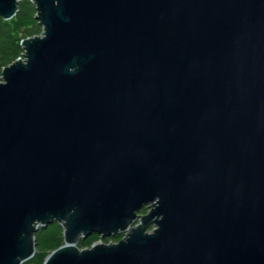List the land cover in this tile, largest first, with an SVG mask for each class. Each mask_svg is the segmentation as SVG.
<instances>
[{
    "label": "water",
    "instance_id": "obj_1",
    "mask_svg": "<svg viewBox=\"0 0 264 264\" xmlns=\"http://www.w3.org/2000/svg\"><path fill=\"white\" fill-rule=\"evenodd\" d=\"M30 2L41 34L0 76V264L54 223L43 264H264V0Z\"/></svg>",
    "mask_w": 264,
    "mask_h": 264
},
{
    "label": "trees",
    "instance_id": "obj_2",
    "mask_svg": "<svg viewBox=\"0 0 264 264\" xmlns=\"http://www.w3.org/2000/svg\"><path fill=\"white\" fill-rule=\"evenodd\" d=\"M35 14V7L30 0H21L12 19L0 18V76L5 66L22 57L21 41L41 34V27L34 19ZM146 212V207L141 210L142 215ZM62 232V228L56 223L39 227L34 234L35 254L23 264H43L46 256L63 244ZM122 236L123 234L107 238L105 243L112 240L117 242ZM99 239L97 235H91L87 239L79 240L77 246L80 249L88 248Z\"/></svg>",
    "mask_w": 264,
    "mask_h": 264
},
{
    "label": "rangeland",
    "instance_id": "obj_3",
    "mask_svg": "<svg viewBox=\"0 0 264 264\" xmlns=\"http://www.w3.org/2000/svg\"><path fill=\"white\" fill-rule=\"evenodd\" d=\"M22 58V57H21ZM139 214H142L141 212L139 213ZM152 228V226L151 227H149V229L148 230H150ZM107 239V238H106ZM97 242H104L105 243V239H102V238H100ZM96 242V243H97ZM110 242H113V243H115L116 241L114 240H112V241H110ZM106 243H109V242H106Z\"/></svg>",
    "mask_w": 264,
    "mask_h": 264
}]
</instances>
